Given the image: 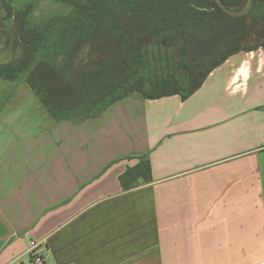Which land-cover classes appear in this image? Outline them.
Instances as JSON below:
<instances>
[{"label":"crops","instance_id":"obj_1","mask_svg":"<svg viewBox=\"0 0 264 264\" xmlns=\"http://www.w3.org/2000/svg\"><path fill=\"white\" fill-rule=\"evenodd\" d=\"M1 82L0 264H264V47L79 125ZM142 156L152 182L124 191Z\"/></svg>","mask_w":264,"mask_h":264},{"label":"trees","instance_id":"obj_2","mask_svg":"<svg viewBox=\"0 0 264 264\" xmlns=\"http://www.w3.org/2000/svg\"><path fill=\"white\" fill-rule=\"evenodd\" d=\"M70 13L33 24L32 6L0 0L21 56L0 64V79L24 78L57 123L101 118L130 97L187 100L232 56L264 47V0L243 17L215 0H53ZM241 11L248 0H222ZM6 36L7 46L11 35ZM129 168L124 191L152 182L148 156Z\"/></svg>","mask_w":264,"mask_h":264},{"label":"rangeland","instance_id":"obj_3","mask_svg":"<svg viewBox=\"0 0 264 264\" xmlns=\"http://www.w3.org/2000/svg\"><path fill=\"white\" fill-rule=\"evenodd\" d=\"M14 4V6L17 9H24L26 6L31 5L32 6V13L30 16L31 22L33 24L41 23L42 21L56 15H66L70 13V8L56 3L53 0H11ZM6 16V12L4 8L2 7V3L0 2V21H3L4 24L10 25V20L3 18ZM7 42H6V36L3 34H0V48H6ZM22 54V50L20 48L12 49L11 51L0 54V64H6L13 61H16ZM24 78H20L19 81H23ZM18 81V80H16ZM18 83H0V95H9L14 85ZM27 83V82H26ZM24 88H27V84H24ZM22 94H25V92H22ZM30 94H33V92L30 91ZM140 161L138 162V164Z\"/></svg>","mask_w":264,"mask_h":264},{"label":"water","instance_id":"obj_4","mask_svg":"<svg viewBox=\"0 0 264 264\" xmlns=\"http://www.w3.org/2000/svg\"><path fill=\"white\" fill-rule=\"evenodd\" d=\"M217 2V4L221 7V9L228 15L232 16V17H243L247 14H249L253 8V4H254V0H248L247 5L244 9H242L241 11H233L231 9H229L223 2L222 0H215ZM0 31H7L10 33L11 35V41L9 46H7L6 48H0V54H4L7 53L9 51H11L14 47L15 44V35L14 32L12 30L11 27L9 26H5L0 24Z\"/></svg>","mask_w":264,"mask_h":264},{"label":"built area","instance_id":"obj_5","mask_svg":"<svg viewBox=\"0 0 264 264\" xmlns=\"http://www.w3.org/2000/svg\"><path fill=\"white\" fill-rule=\"evenodd\" d=\"M32 264H48L45 257L38 252V245L35 244L32 247Z\"/></svg>","mask_w":264,"mask_h":264}]
</instances>
